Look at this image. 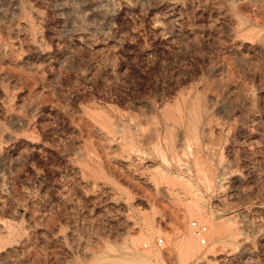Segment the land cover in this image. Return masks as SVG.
<instances>
[{"label":"rangeland","instance_id":"374dc122","mask_svg":"<svg viewBox=\"0 0 264 264\" xmlns=\"http://www.w3.org/2000/svg\"><path fill=\"white\" fill-rule=\"evenodd\" d=\"M0 222L15 264H264V0H0Z\"/></svg>","mask_w":264,"mask_h":264},{"label":"bare ground","instance_id":"6f19581e","mask_svg":"<svg viewBox=\"0 0 264 264\" xmlns=\"http://www.w3.org/2000/svg\"><path fill=\"white\" fill-rule=\"evenodd\" d=\"M208 102L204 106V110L202 111L204 114H209L214 111L225 112L227 109V105L224 100L220 99L216 94H209L208 95ZM200 110V108H197ZM245 227L248 226V223L245 221L243 224ZM5 222H0V229L6 228ZM212 237L214 239L219 240L222 236V227L218 223H213L212 225ZM243 235V234H242ZM241 233H237L236 237L238 238V247L239 253H245L247 251V237L244 235L242 236ZM189 236V235H188ZM212 242V241H211ZM214 243V242H213ZM211 245V244H210ZM184 247V246H183ZM214 247V245H213ZM185 249L191 253H201L198 244L194 241L193 238H190L188 242H185ZM212 248L205 250L206 252H202V254H206L208 252H212ZM20 251L18 247H9L5 251L0 253V264H15L16 260L20 258ZM214 252V251H213ZM249 253V252H248ZM19 260V259H18Z\"/></svg>","mask_w":264,"mask_h":264},{"label":"built area","instance_id":"2783aa9c","mask_svg":"<svg viewBox=\"0 0 264 264\" xmlns=\"http://www.w3.org/2000/svg\"><path fill=\"white\" fill-rule=\"evenodd\" d=\"M190 226L193 230V234L202 242H205L204 234L206 232V226L198 223L197 221H191ZM163 242L162 238L156 240L157 245H161Z\"/></svg>","mask_w":264,"mask_h":264}]
</instances>
